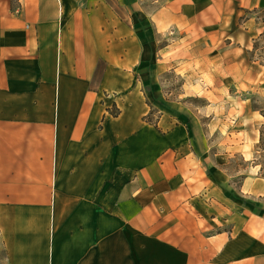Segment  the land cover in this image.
Wrapping results in <instances>:
<instances>
[{"label": "crops", "instance_id": "0c3cea01", "mask_svg": "<svg viewBox=\"0 0 264 264\" xmlns=\"http://www.w3.org/2000/svg\"><path fill=\"white\" fill-rule=\"evenodd\" d=\"M75 3L0 0L8 264H264V177L237 187L226 166L254 157L250 126L220 127V151L219 125L168 100L157 127L140 80L163 65L199 89L191 79L213 75L199 63L230 31L246 44L256 20H237L263 0Z\"/></svg>", "mask_w": 264, "mask_h": 264}, {"label": "rangeland", "instance_id": "374dc122", "mask_svg": "<svg viewBox=\"0 0 264 264\" xmlns=\"http://www.w3.org/2000/svg\"><path fill=\"white\" fill-rule=\"evenodd\" d=\"M82 4L83 0H76L75 6L80 7ZM261 7L256 9L257 11L252 8L250 11L241 12L242 15L254 17L256 20L247 27L252 35L246 44L238 41V29L237 31H230L231 37H234L231 40L234 42L233 45L228 47V39L221 38L215 47L214 56L211 55L213 57L199 63L197 68H207L206 72L213 74L205 78L191 79L195 84H199V89L193 91V89L187 88L188 80L186 78L173 68L165 70L163 65L157 66L158 72L155 79L147 76L140 79L149 93L148 99L153 108L152 119L158 120L162 113L167 111L169 108L167 106L168 100H179L196 110L207 131L208 127H215L214 122L219 125V129L214 134L217 150L223 151L224 149V144H221L222 140H220L222 134L220 127L227 131L231 121L236 120V118L238 120L242 118L238 122L240 127L241 125L250 126V136L251 138L254 137L255 130H260L264 122V118H261L257 123V127L253 125L255 115L260 112V110L254 108V104L263 106L264 103V59L263 55L259 53H257V57L252 59L249 51L253 50L255 38H258L264 30V0ZM240 22L245 24L243 19L238 18L237 27ZM255 23H257V27ZM178 35L179 33L176 32L175 36ZM158 96L161 99L158 100ZM245 105L247 110L252 112V115L245 114ZM223 120L227 122L224 123ZM243 134H245V137L248 135L245 130H243ZM254 150L255 155L252 160H246L242 153L235 152L230 158L229 164L226 165L229 166L231 171L238 172L234 178L237 187L240 186L243 177L248 172H255L257 176L264 177V156L260 148V140L255 145ZM0 264H8L1 236Z\"/></svg>", "mask_w": 264, "mask_h": 264}, {"label": "trees", "instance_id": "16d2710c", "mask_svg": "<svg viewBox=\"0 0 264 264\" xmlns=\"http://www.w3.org/2000/svg\"><path fill=\"white\" fill-rule=\"evenodd\" d=\"M259 8H262V7H256L254 9H255V11H257L256 9H259ZM244 17L245 16H242L241 19H243ZM263 25H264V7H263ZM249 52L251 53L252 59H254V57H257L256 56L257 53H259L260 55H263V59H264V30L261 32V34L259 35L258 38H255L254 48H253V50H251ZM254 108L257 110H260L261 114L264 117V103H263V106H259L255 103ZM152 115H153V108H152L151 112L145 117V119L150 121L151 123L155 124L158 127V120L152 119V117H151ZM260 148L263 151V156H264V122H263L261 129H260ZM263 168H264V165H263Z\"/></svg>", "mask_w": 264, "mask_h": 264}, {"label": "bare ground", "instance_id": "6f19581e", "mask_svg": "<svg viewBox=\"0 0 264 264\" xmlns=\"http://www.w3.org/2000/svg\"><path fill=\"white\" fill-rule=\"evenodd\" d=\"M255 131H256L255 136L250 139L251 144L254 143V142H258L260 140V130L259 129H256ZM251 144L250 143L247 144V146H246L247 149L250 148V145Z\"/></svg>", "mask_w": 264, "mask_h": 264}]
</instances>
